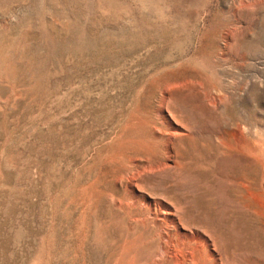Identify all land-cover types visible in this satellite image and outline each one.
Wrapping results in <instances>:
<instances>
[{
	"label": "rangeland",
	"instance_id": "obj_1",
	"mask_svg": "<svg viewBox=\"0 0 264 264\" xmlns=\"http://www.w3.org/2000/svg\"><path fill=\"white\" fill-rule=\"evenodd\" d=\"M195 231L264 264V0H0V264H177Z\"/></svg>",
	"mask_w": 264,
	"mask_h": 264
},
{
	"label": "bare ground",
	"instance_id": "obj_2",
	"mask_svg": "<svg viewBox=\"0 0 264 264\" xmlns=\"http://www.w3.org/2000/svg\"><path fill=\"white\" fill-rule=\"evenodd\" d=\"M161 113L163 114V116L165 117V119H167V121H168V130H167L166 133H164V132H161L160 130H158V128H157V130L159 131L158 132V137L164 138V141H165V143H164V150L166 151L167 154L170 155L174 151L173 144H174L175 138H177V137H183V136L187 135V132H188L187 130L188 129L186 130L185 127H183V126H181L179 124H176L175 122L171 121L166 116V114L164 112V109L161 111ZM170 157L167 158L166 161L165 160H160V161H156V162H153V163L151 161H150L151 163L149 161H147L149 163H147V165H144L143 167L139 168V169H141V171H139V169H138V174L137 175H140L141 172H149V171L150 172L151 171H158L159 172L160 170H162V169H164L166 167L167 168L172 167L170 165V160H171ZM119 177L122 178L123 175H120ZM130 178H132V177H130ZM137 178H138V176H135L134 178L131 179V181L129 180V183H128V187L130 188L131 192H133L135 194L137 193V185H136ZM143 198H145L149 202V204L151 206H153L154 203L151 200H149L145 196H143ZM162 206L164 207L163 208L164 209V212L163 213L160 212L158 214V217L159 218H158V220H156L157 223H163V224L169 223L171 226L175 227L176 231L180 232L182 234V236H185V237L188 236L187 233H186V231H185V229H184V227H183V225L181 224L179 218L177 219L174 216V213H173L172 208L170 206L166 205V204H163ZM137 217H138V215L135 214L134 215L135 221L139 219V218L137 219ZM147 218H149V217H147ZM132 221H133V219H132ZM138 222H139V220H138ZM207 235L208 234H206V232L204 233V232H201V231H195L193 233V238L196 240V244H197L196 249L200 253V255L198 257L195 256V251H194V252L188 253L187 254V257L184 259V261L181 262L178 259V256L175 254V256H173L174 262L177 263V264H221L220 263V256H219V254H218V252H217V250L215 248L214 241H213V239L211 237H209ZM161 248H163V247H161ZM183 256H182V258H183Z\"/></svg>",
	"mask_w": 264,
	"mask_h": 264
}]
</instances>
